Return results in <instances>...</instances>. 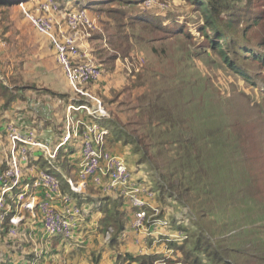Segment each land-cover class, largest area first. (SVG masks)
<instances>
[{"label": "rangeland", "instance_id": "obj_1", "mask_svg": "<svg viewBox=\"0 0 264 264\" xmlns=\"http://www.w3.org/2000/svg\"><path fill=\"white\" fill-rule=\"evenodd\" d=\"M102 1L94 5L99 8H86L94 24H80L76 40L80 47V36L91 41L101 67L106 92L96 96L120 131L148 150L155 170L133 162L143 172L134 177L152 188L155 204L170 221L166 231L181 235L178 244L184 248L154 243L150 237L148 247L165 264L192 263L185 258L187 251L198 264H264V64L251 56L252 51L264 53V0H222L214 6L217 19L232 20V65L248 76L227 66L211 46L200 5L191 0ZM61 3L68 10H54L50 0H0V83L12 91L22 84L32 89L24 95L36 99L46 93L42 66L53 54L45 55L42 47L53 49L55 61L56 54L29 16L50 17L58 31L52 15H62L66 27L61 31L71 34L66 16L80 4ZM239 38L243 42L235 43ZM51 66L64 73L57 61ZM91 84L84 88L90 91ZM6 129L0 132V137L6 133L2 152L8 151ZM116 141L112 135L111 142ZM47 166L45 162L43 170Z\"/></svg>", "mask_w": 264, "mask_h": 264}, {"label": "built area", "instance_id": "obj_2", "mask_svg": "<svg viewBox=\"0 0 264 264\" xmlns=\"http://www.w3.org/2000/svg\"><path fill=\"white\" fill-rule=\"evenodd\" d=\"M50 3L54 10L59 8L52 0ZM43 8L47 9L45 6ZM29 17L36 31L49 38L55 50L56 61L62 67L75 96L65 106L61 135L53 146L37 140L33 133H23L12 125L6 129L8 151L5 165L0 169V250L4 233L20 235L19 226L30 215L40 218L45 235L72 238L82 209L73 205L64 206L59 211L53 200L60 196L67 204L71 198L61 193L58 177L40 169L32 179L27 180L24 177V165L28 163L33 150L40 151L49 164L53 163L59 150L74 141L80 145L81 156L75 178H66L73 193L84 194L88 186L92 185L103 193H114L121 197L131 211V228L140 238L136 240V244L143 248L150 246V238H153L154 243L161 242L165 245L168 242L179 243L181 235L166 231L170 227V221L161 215V207L155 204L152 188L134 177L123 156L106 147L109 130L97 120L109 118L110 114L102 100L84 88V84L95 82L102 70L91 52L80 47L76 40L78 26L81 24L92 27L93 20L85 10H71L67 13L66 24L72 33L65 34L61 28L55 30L50 17ZM83 116L93 120H85ZM37 190L43 192L42 199L36 198ZM111 232L112 228L109 227L105 232L106 240H109ZM166 252H172V249L168 248ZM166 252L164 251L165 257ZM158 264H165V261L160 259Z\"/></svg>", "mask_w": 264, "mask_h": 264}, {"label": "crops", "instance_id": "obj_3", "mask_svg": "<svg viewBox=\"0 0 264 264\" xmlns=\"http://www.w3.org/2000/svg\"><path fill=\"white\" fill-rule=\"evenodd\" d=\"M66 10H68L67 6L61 12ZM52 16L64 30L66 27L64 17L55 13ZM45 40L44 38L45 43L48 42ZM79 42L82 43L84 48L93 52L90 40L88 42L80 36ZM42 48L41 52L43 53L44 51L45 55H49V53L53 54L51 55L52 57H47L46 60L44 59L42 70L45 78L41 81V83L46 84L44 91L51 93V98L47 100L45 93L39 96L36 94L37 98L35 99V94L31 97L23 93L25 90H30L31 92L32 89L30 87H23L24 85L22 84L15 85V90L11 91L17 93L19 97L8 108L1 109L4 96L0 93V132L9 125H12L23 133H33L37 140L47 142L53 146L61 135L62 130L63 118H60V106L64 103L66 106L71 96L62 70L60 71L57 66H51L53 63L54 65L56 63L53 49L50 46H44ZM48 59H51L52 62L47 63ZM101 76L90 85V91L93 94L95 93V95L102 94L104 96L106 91H103V79H101ZM48 93L47 95H49ZM64 111L65 108L62 111L63 114ZM33 118L35 119L32 120ZM27 122H31L34 126L26 128L24 123ZM5 134L0 137V166L6 161L5 158L7 156V151L4 150L5 152H2L6 144V141H2L4 138L6 139ZM111 140L112 138L109 139L107 148L111 152L125 158L130 169L136 172L134 176L140 175L139 177H142L141 174L143 172L137 166L133 167L135 158L129 147L126 150V147H122L120 142L112 143ZM66 148L68 150L67 154L61 157L60 163L57 167L55 166V169L61 174V179L58 178L60 179L61 193L63 195H69L71 200L66 204L60 196H57L53 200V203L59 211H62L64 206L71 207L73 205L80 206L82 209L80 219H78L73 229L72 238L49 237L44 234L40 218L37 215L36 217H32L31 215L30 217L27 216L19 226L21 231L20 235L11 236L4 233L0 250V264H23L26 262L34 264H143L136 260H126L122 263L123 261L120 257L124 254H132L134 256L154 255L153 252L149 251L150 246L143 248L136 244V240L140 238L131 228L130 222L132 216L126 202L124 201V209L126 212L125 229L118 236L116 243L111 245L108 243L109 240L105 239V232L107 230H103L101 224L103 213L100 210V205L103 200L102 198L105 196L114 197L115 194L103 193L100 189L94 188L92 185L88 186L84 194L73 193L67 185L66 178H75L76 176L77 163L81 156L80 145L78 143V148H75L74 143H71ZM36 151L38 150L32 151V160L30 159L31 161L24 165V177L27 180L32 179L37 170H43L40 166V161H38L40 156H36ZM35 195L38 199L44 197L41 190H37ZM86 204H90V206L87 205L85 209ZM147 251L149 252L146 253ZM154 264H157V261Z\"/></svg>", "mask_w": 264, "mask_h": 264}, {"label": "trees", "instance_id": "obj_4", "mask_svg": "<svg viewBox=\"0 0 264 264\" xmlns=\"http://www.w3.org/2000/svg\"><path fill=\"white\" fill-rule=\"evenodd\" d=\"M56 1L58 2L59 8H61V6L63 5L61 2L65 1L66 3L70 2L71 4L72 3L76 4V5L80 4V5H78L80 7L78 9H82V10H86V8H92V9L99 8V7H94V5L99 6L97 4H102L104 2L102 0H100V1L98 0L95 2H91V3L85 2V4H84L83 1H78V0H56ZM191 1L193 3H196L197 5H200L199 10H201V12L203 13L204 28L205 29L208 28L206 30L207 31L209 30L211 33L208 34L207 31H203V32L210 39L211 46L213 48H216V50L220 53L221 57H223L224 60L227 62V66L231 67L235 72H237L243 76H248L247 73L244 72L240 66L232 65L233 59L231 58V50H230V44H231V41L233 40V37H234V34H233L234 28L232 25V20H219V19H217L219 8L217 9L216 7H214L216 4H220L222 2V0H219V1L211 0L214 3L213 6L211 3L209 4L208 2H203L202 0H191ZM5 2L7 3V1H5ZM12 3L14 4V2H12ZM64 6H62V8H64ZM138 18L143 20L142 17H138ZM241 42H243V40H242V38H239L235 43L241 44ZM241 48H242V50H246L245 45ZM258 53H259V55L256 54L255 51H252L251 56L254 57L255 59H257L258 61H261L264 64V53H262V52H258ZM91 54L94 56L93 52H91ZM0 90L2 92V95L4 96V101L1 105L2 109L8 108V106L16 98L19 97V95L17 93L12 92L11 89L8 88V86L3 84V83H0ZM63 96H66V95H63ZM97 122L101 126L106 127L109 130V136L107 137L106 147H107V143L109 142V139L112 138V135H114L115 138L117 139L116 142H122L123 146L129 147L131 153L133 154V156L135 158V162L137 165H142V164L147 163V165L151 171L155 170V167L150 162L151 160H150L148 150L144 149V147H142V145H140L137 142L136 138L133 137L132 134L124 133V132L120 131L121 128L118 126L117 122L112 120V117H109L106 119L105 118L100 119V120H97ZM66 154L67 153H65L63 149L59 150V152L57 153L56 159L53 161V163L49 164L45 160L44 156L41 153L42 156H40L38 161H40V160L43 161V163L40 165L42 168L45 166V162H46L48 165L47 171L54 173L58 178H60L61 174H59L56 171L55 166L57 167V165L60 163L61 157L65 156ZM30 156H29V161L31 159ZM29 161H28V163H29ZM4 165H5V162H3L1 164L0 169H2L4 167ZM161 191L165 192L166 189L164 190L163 186H162ZM102 199L103 200H102V203L100 205V210L103 213V218L101 219V224H102L103 230H105V231L109 227L112 228V232L110 234L108 243L113 245L116 243L118 236L125 229V218H126V212L124 209L125 202L121 197H119L117 195H114V197L105 196ZM198 242H200L199 239L196 240V244L194 245V248H192V250H194V251L198 250ZM170 244L172 246H174L176 249L183 251L184 247H182L178 243L174 242V243H170ZM187 252L188 253L186 254L185 258L188 259L189 261H192V263H190V264H198L199 261L196 258L197 256L192 255V253L190 251H187ZM184 255H185V252H184ZM120 257L122 258V261H123L122 263H124V261H126V260H128V261L136 260V261H139L143 264H154L156 261L158 262L162 258V256H158V255L134 256L132 254H124V255H121ZM190 257H192V258H190ZM190 259H192V260H190Z\"/></svg>", "mask_w": 264, "mask_h": 264}, {"label": "clouds", "instance_id": "obj_5", "mask_svg": "<svg viewBox=\"0 0 264 264\" xmlns=\"http://www.w3.org/2000/svg\"><path fill=\"white\" fill-rule=\"evenodd\" d=\"M157 264H158V262H157Z\"/></svg>", "mask_w": 264, "mask_h": 264}]
</instances>
